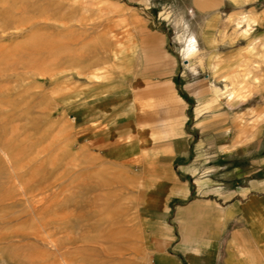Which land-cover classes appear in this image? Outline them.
Segmentation results:
<instances>
[{
  "label": "rangeland",
  "instance_id": "obj_1",
  "mask_svg": "<svg viewBox=\"0 0 264 264\" xmlns=\"http://www.w3.org/2000/svg\"><path fill=\"white\" fill-rule=\"evenodd\" d=\"M208 5L0 0V264H150V153L129 162L90 138L258 103L264 0Z\"/></svg>",
  "mask_w": 264,
  "mask_h": 264
},
{
  "label": "crops",
  "instance_id": "obj_2",
  "mask_svg": "<svg viewBox=\"0 0 264 264\" xmlns=\"http://www.w3.org/2000/svg\"><path fill=\"white\" fill-rule=\"evenodd\" d=\"M249 100L258 103L246 114L198 103L165 127L151 119L142 140L137 128L90 138L110 157H150L153 183L139 208L150 264H264V79Z\"/></svg>",
  "mask_w": 264,
  "mask_h": 264
},
{
  "label": "bare ground",
  "instance_id": "obj_3",
  "mask_svg": "<svg viewBox=\"0 0 264 264\" xmlns=\"http://www.w3.org/2000/svg\"><path fill=\"white\" fill-rule=\"evenodd\" d=\"M50 39V38H49ZM49 42V41H48ZM51 42V41H50ZM187 47L185 46V54L187 57H190L194 53L197 52V45L196 40L193 36L189 37V39L186 42ZM184 52V51H183ZM184 54V53H183ZM15 108V107H14Z\"/></svg>",
  "mask_w": 264,
  "mask_h": 264
}]
</instances>
